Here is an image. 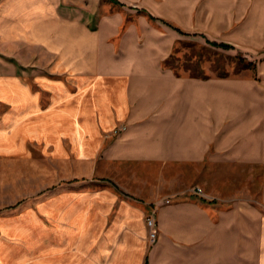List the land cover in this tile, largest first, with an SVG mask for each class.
I'll return each instance as SVG.
<instances>
[{"label":"crops","instance_id":"0c3cea01","mask_svg":"<svg viewBox=\"0 0 264 264\" xmlns=\"http://www.w3.org/2000/svg\"><path fill=\"white\" fill-rule=\"evenodd\" d=\"M111 1L0 0L5 68L32 72L3 80L6 133L70 136L74 157L101 152L103 177L133 197L85 193L37 264H264V0H148L159 29ZM178 29L256 58L257 77L174 76L161 63ZM53 200L43 214L59 213Z\"/></svg>","mask_w":264,"mask_h":264},{"label":"rangeland","instance_id":"374dc122","mask_svg":"<svg viewBox=\"0 0 264 264\" xmlns=\"http://www.w3.org/2000/svg\"><path fill=\"white\" fill-rule=\"evenodd\" d=\"M111 2L121 5V13L143 17L149 25L159 29L155 24L157 18L150 12L151 8L157 7L148 3V0H112ZM177 31L183 35V38L174 42L171 53L161 63L174 76L207 80L232 79L242 77L245 73H252L257 77L256 58L244 56L228 44L207 39L204 42L184 34L179 29ZM222 45L230 48H223ZM2 49V53L7 55L12 53L14 48L4 44ZM17 49L22 52L21 47ZM30 49L35 50L32 47ZM2 53L0 54V264H37L39 240L45 235L53 237V221L59 219L58 223L65 222L69 217L70 207L73 209L75 206H85V193H102L111 184L123 193L127 200L131 201L133 197L128 194L129 192L119 189L116 183L108 184L109 180L103 177L101 152L87 161L74 157L76 151L71 147L70 136L60 137L52 129L42 130L40 135L22 134L21 128L18 129L20 132L6 133L2 119L8 106L5 100H2L6 97L3 80L11 76L22 77V73L27 75L32 72L31 69L23 70L20 63L14 70L5 68L15 60L5 58ZM31 53L36 57L39 55L36 50ZM122 128L125 129L123 126L117 128L113 134H118ZM110 136L106 134L104 139L107 140ZM248 186L257 195V179L251 185L249 182ZM195 189L200 188L194 187L192 192ZM72 193H78L77 198H71V195H75ZM53 199L58 201L56 206L59 213L43 214L44 210L49 211L54 207V204L50 203L54 201ZM141 200L145 202L144 198ZM166 200L168 199H163L162 203L165 204ZM45 216L49 218L46 221ZM44 223L46 230L43 227ZM63 232L66 233L64 230ZM27 256H30L33 262L28 261L25 258Z\"/></svg>","mask_w":264,"mask_h":264},{"label":"built area","instance_id":"2783aa9c","mask_svg":"<svg viewBox=\"0 0 264 264\" xmlns=\"http://www.w3.org/2000/svg\"><path fill=\"white\" fill-rule=\"evenodd\" d=\"M122 130H124V128H122ZM193 192L194 194L202 195L201 189H195ZM169 202V200H166L165 204H169ZM145 221L149 230V242L154 243L157 240V231L154 216H148Z\"/></svg>","mask_w":264,"mask_h":264},{"label":"trees","instance_id":"16d2710c","mask_svg":"<svg viewBox=\"0 0 264 264\" xmlns=\"http://www.w3.org/2000/svg\"><path fill=\"white\" fill-rule=\"evenodd\" d=\"M223 48H230L229 46L227 45H222Z\"/></svg>","mask_w":264,"mask_h":264}]
</instances>
